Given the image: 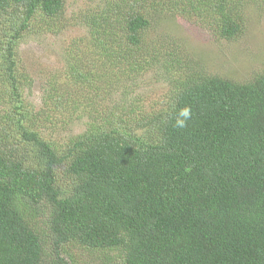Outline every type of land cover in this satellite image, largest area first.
Returning a JSON list of instances; mask_svg holds the SVG:
<instances>
[{
  "label": "trees",
  "instance_id": "obj_1",
  "mask_svg": "<svg viewBox=\"0 0 264 264\" xmlns=\"http://www.w3.org/2000/svg\"><path fill=\"white\" fill-rule=\"evenodd\" d=\"M104 2L90 21L92 48H65L70 80L59 73L36 99L17 46L54 29L65 1L0 0V264H71L65 244L117 251L118 264H264V69L244 81L206 72L203 56L191 57L169 29L155 31L148 12L153 3L156 18L187 16L232 41L264 0ZM151 30L152 46L143 45ZM111 59L132 88H115L120 77L104 72ZM150 59L167 83L162 105L116 113L137 101L135 80ZM115 92L132 98L93 116L92 104ZM184 106L191 118L181 129ZM40 213L50 259L34 225Z\"/></svg>",
  "mask_w": 264,
  "mask_h": 264
},
{
  "label": "rangeland",
  "instance_id": "obj_2",
  "mask_svg": "<svg viewBox=\"0 0 264 264\" xmlns=\"http://www.w3.org/2000/svg\"><path fill=\"white\" fill-rule=\"evenodd\" d=\"M64 1V12L58 19V24L54 29L49 31L29 32L21 38L17 46L20 68L24 71L26 76L31 79L32 93L29 95L31 98L34 96L37 99L39 95L44 92L46 86L50 84L49 81L52 82L50 79H58L59 73V80H62L64 83L70 80L69 77H66L62 73L65 71L64 66L67 54L65 48L67 46L76 47L79 52L84 53L95 44V40L91 34L90 21L93 12L104 7L105 0ZM149 1L150 0H148V2ZM157 2L158 1H156V3ZM147 4L149 3L146 2V6H148ZM148 7V12L149 10L151 11L149 14L155 13V19L151 22L153 29L155 31H158V29H169L171 34L177 35V38L184 42L188 51L192 54L191 57H196V55L203 56L206 61V64H204L206 65V72L225 78H231L236 81H244L250 78L255 72L264 69V11L249 8L247 10L248 17L243 33L231 41L217 39L207 28L194 22L195 19H187V16L170 18L164 15L163 17L156 18L161 9H157L153 3H150ZM124 10H128V7L124 8ZM157 25H159V27H157ZM154 35L155 33L153 31L148 33L147 40H144L143 45L150 44V40L153 39ZM150 46H152V44H150ZM139 61L140 65L146 67L145 62ZM150 61L148 67L141 71V74H143L142 77H138L135 80L137 83L135 87L137 88V101L135 103L127 102L124 109L120 110L118 108L116 113L127 117V112L129 110L131 111L132 108L149 110V108L156 109L162 105V101L167 92V83L163 79L161 72H157V62L152 61V59H150ZM104 66L109 68L104 71L107 73V76L111 73H117V76L120 77L119 80H115L117 82L115 88L125 91L126 88L133 87L131 84L134 82L131 81V75L124 73V70L117 71V67H115V63L112 59L106 61ZM101 73L98 74L97 71V73L92 76L94 77V85L100 83V78H102ZM131 73L136 74L135 72ZM69 83L72 85V80ZM76 87L78 86L76 85ZM55 89L56 88L53 86L48 88L52 93L56 91ZM76 90L72 89L71 91L75 92ZM54 94L56 95V92ZM125 94L124 96L121 93L115 92L111 97L112 99L102 101L100 107L93 103L91 106L93 116L96 115L95 112L97 110L105 111L113 105H120L121 100L132 98L127 95V93ZM83 106L84 105H82V108ZM64 107V111H66L69 110L72 105L67 103ZM82 108L78 111L75 109L73 116L81 114ZM86 110H83L84 114H87L88 111ZM130 113L132 116L135 115L134 112ZM83 118L85 119V123L83 122L82 126L86 128L88 121H86V117ZM73 125V132L82 130V126ZM67 130L70 131L71 129L68 128L66 131H61L68 132ZM58 183L60 186L67 183L63 175L59 176ZM46 215L47 214L43 215L42 213L37 215L38 226L35 221H33V223H35L36 231L43 234L41 237L44 241V255L46 258L50 259L54 256L50 237L47 233L42 231L41 228L47 219ZM100 252L101 254L65 244L63 245V254L61 253V255L66 261L69 260L71 264H118V259H115L118 254L117 251H107V249H105L100 250Z\"/></svg>",
  "mask_w": 264,
  "mask_h": 264
},
{
  "label": "clouds",
  "instance_id": "obj_3",
  "mask_svg": "<svg viewBox=\"0 0 264 264\" xmlns=\"http://www.w3.org/2000/svg\"><path fill=\"white\" fill-rule=\"evenodd\" d=\"M191 118V109L189 106H184L180 108L175 117L174 126L177 128H185L187 126V121Z\"/></svg>",
  "mask_w": 264,
  "mask_h": 264
}]
</instances>
